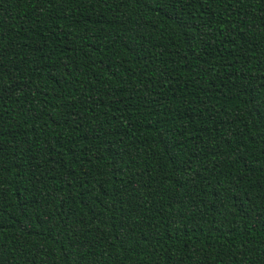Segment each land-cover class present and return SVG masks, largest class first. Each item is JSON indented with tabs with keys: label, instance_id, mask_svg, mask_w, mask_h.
I'll return each mask as SVG.
<instances>
[{
	"label": "trees",
	"instance_id": "trees-1",
	"mask_svg": "<svg viewBox=\"0 0 264 264\" xmlns=\"http://www.w3.org/2000/svg\"><path fill=\"white\" fill-rule=\"evenodd\" d=\"M0 264H264V0H0Z\"/></svg>",
	"mask_w": 264,
	"mask_h": 264
}]
</instances>
